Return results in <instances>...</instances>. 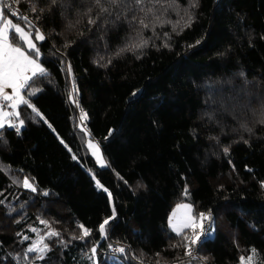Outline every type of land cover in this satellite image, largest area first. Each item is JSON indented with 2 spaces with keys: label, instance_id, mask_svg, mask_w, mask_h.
Masks as SVG:
<instances>
[{
  "label": "trees",
  "instance_id": "trees-1",
  "mask_svg": "<svg viewBox=\"0 0 264 264\" xmlns=\"http://www.w3.org/2000/svg\"><path fill=\"white\" fill-rule=\"evenodd\" d=\"M192 3L3 0V19L43 32L46 74L23 89L43 118L21 104L24 127L0 130V264H241L253 249L264 264V0ZM185 202L213 215L200 258L186 255L192 228L169 225ZM41 220L60 236L36 260Z\"/></svg>",
  "mask_w": 264,
  "mask_h": 264
},
{
  "label": "snow or ice",
  "instance_id": "snow-or-ice-1",
  "mask_svg": "<svg viewBox=\"0 0 264 264\" xmlns=\"http://www.w3.org/2000/svg\"><path fill=\"white\" fill-rule=\"evenodd\" d=\"M113 3H116L117 0H112ZM196 0H193L192 6L195 7ZM3 3V0H0V4ZM53 3H55V0H53ZM97 5H100L101 0H96ZM137 3H143V0H137ZM9 9L11 8V5L7 6ZM102 11H107V9H103ZM4 18V13L2 10H0V19ZM23 19L27 20V17H23ZM95 21L90 20L89 23H94ZM190 22V21H189ZM140 23L143 24V21ZM144 27H148V25L144 24ZM9 29L12 30V38L16 40L23 41L27 48L31 50L32 54H29V52L25 51L22 46L19 44L14 45L12 42H10V34ZM18 34V35H17ZM45 39L44 34L37 28L35 29V40L42 41ZM146 43V42H144ZM139 47H143V44L138 45ZM40 55V49L36 46V43H34L33 39L31 38V33L28 31H25V29L15 23H13L12 20L5 19L4 26L2 29H0V97L4 101H11V107L16 108L18 104H25L29 107L33 108V111L36 113L37 117L43 118L42 114L34 108V106L29 104V101L24 98V96L21 95V89L23 88H29L31 87L30 82L34 80L37 76H44L46 74V69L41 66L40 63H38L37 58ZM70 70V65H69ZM11 88L13 90L14 95H9L5 89ZM73 91H77V89L74 87ZM35 94V93H33ZM73 103H76L74 100ZM7 106V105H5ZM16 116L18 117L20 114L19 112L16 113H8L4 111H0V128H3L5 126V123L8 124L10 127H16L17 131H19V127L12 123L11 120H8V117ZM87 118V113L83 112L81 109V115L80 120L83 121ZM24 124V120H19V126H22ZM90 148L95 149L93 152V155H97V158L101 160V163L103 165L102 158L98 155L99 149L98 146L93 144L91 141H89ZM225 152L228 151L227 148L224 149ZM75 158V157H74ZM23 186L25 188H29L32 191H36V188L33 186V183L29 181L27 177L23 179ZM97 185L99 187H103L102 185H99V181H97ZM262 186H264V182H262ZM107 191V189H104ZM185 196H188V190L187 188L184 189ZM47 195V193H45ZM110 195V194H109ZM180 208H189V205L181 204L177 206V211H179ZM190 210V208H189ZM113 213H115V210L113 209ZM177 212L172 213V217H176ZM114 218V216L112 217ZM111 219V218H109ZM109 219H105L102 224L99 226V231L103 233L106 237V228L105 226L109 224ZM190 220L194 221L195 219H198L199 221L203 222L205 220H208L209 228H208V234L211 233V231H214V225L211 223L212 217L210 214H205L203 212L199 213L197 217L193 218L190 217ZM43 224H47V221H41ZM174 231H176L178 234H181L183 232L184 228H192L193 234L192 236L184 235L183 239L184 241H187L188 243L185 245L186 247V255L192 256V246L196 245L197 242L200 239V233L204 232L203 227H200V232H197L195 228L193 227V223L185 222L182 225H178L177 223L171 224ZM77 227L82 230V235L79 237L73 236L72 239H80L84 240L87 236L91 234V230L86 228L83 224H77ZM33 232L36 231L35 228L32 229ZM49 236L58 237L60 236V233L57 231H51L48 233ZM24 239H28V237H24ZM43 241V237L41 238V242ZM60 243H65L63 240L60 241ZM50 248L47 244H43V246H40L39 244H33L30 246L27 251L29 253H38L34 259L36 260H43L44 254L49 251ZM97 248L94 245L91 248L92 255L89 256V259H93L95 257ZM120 253H124L125 249L123 247H120L118 249ZM256 255L255 249L252 250V256L248 257V264H251L253 257ZM241 264H244V258L241 257Z\"/></svg>",
  "mask_w": 264,
  "mask_h": 264
},
{
  "label": "rangeland",
  "instance_id": "rangeland-1",
  "mask_svg": "<svg viewBox=\"0 0 264 264\" xmlns=\"http://www.w3.org/2000/svg\"><path fill=\"white\" fill-rule=\"evenodd\" d=\"M0 10H2L3 11V7H2V5L0 4ZM124 13H125V16L124 17H122V15H117V19L119 20V22H120V24L121 23H125V24H127V25H129V27H131V25H130V22L131 21H129V19H127V10L126 11H123ZM5 19H9V20H12L13 21V23H15V24H17V25H19V26H21V27H23L24 29H25V31H28L29 33H31V38L33 39V41H34V43H36V46L38 47V45H37V40H35V35H33L32 34V32H34L35 33V30L33 29V30H28L26 27H24L22 24H19V23H16L14 20H13V18L12 17H10V15H8V16H6V18ZM5 19H0V29H2L3 28V26H4V22H5ZM115 20L116 19H114V21H111V22H113V24L114 23H116L115 22ZM123 21V22H122ZM40 30V29H39ZM131 30V34L130 35H132V34H134V31L132 32V28L130 29ZM12 30L11 29H9V34H10V32H11ZM41 31V30H40ZM42 32V31H41ZM43 33V32H42ZM10 42H12L14 45H16V44H18V43H16V42H14V41H12L11 39H10ZM20 45V44H19ZM20 46H22V45H20ZM23 48H24V50L25 51H27V52H29V50L30 49H28L27 48V46H26V44H25V46H22ZM29 54H32L31 53V50H30V52H29ZM37 60H38V63H40L41 64V66L43 67V68H45L44 67V65L42 64V62H41V60H40V55H39V57L37 58ZM46 69V68H45ZM23 89H25V88H23ZM23 89H21L20 91H21V95L23 94ZM8 90H11V92H13V90L11 89V88H7V89H5V91H8ZM13 95H14V93H12ZM25 99H26V97H25ZM11 101H4L3 99H2V97H0V111H4V112H8V113H16V112H19L18 111V107H16V108H12L11 107ZM5 104L7 105V106H5ZM8 120H11V122L12 123H14V124H16L18 127H19V130H21L23 127H24V124L22 125V126H19V120H21L20 118H19V116L18 117H16V116H12V115H10L9 117H8ZM5 126H8V124L7 123H5ZM4 126V127H5ZM3 127V128H4ZM8 127H10V126H8ZM16 128V127H15ZM2 128H0V130H1ZM89 141H91L93 144H95V145H97L98 146V149H99V152H98V155L102 158V161H103V165H102V163H101V160H99L98 158H97V155H93V152L95 151V149H93V148H90L88 145H89ZM86 144H87V147H88V149H89V151L91 152V154L93 155V157L96 159V162H97V164L99 165V166H101V167H105L106 165H107V160H106V158H105V156H104V154H103V150H102V148H101V146H100V143L96 140V139H94V138H92V137H88L87 138V140H86ZM181 204H185V205H189V208H190V215H192V217L193 218H195V217H197L195 214H194V209H193V206L191 205V204H189V203H181ZM181 204H178V205H181ZM177 205V206H178ZM176 206V207H177ZM173 212V211H172ZM209 214V213H208ZM211 215V214H210ZM211 217L213 218V215H211ZM42 221V220H41ZM191 223H193V227L195 228V230L197 229V227H200V226H203L204 227V224H203V222H201V221H199L198 219H195L194 221H192L191 220ZM42 225L41 226H38V228L36 229V231L35 232H33V231H31L30 233H29V237H30V246H32L33 244H39L40 246H43V244H47L48 245V238H51L52 236H49L48 235V233L49 232H51V231H53V229L48 225V224H43V223H41ZM197 232H200V230H197ZM191 234H193V229H192V232H191ZM202 235V233H200V236ZM214 235V233H213V231H211V233L209 234V236H213ZM43 237V241L41 242V238ZM29 246V247H30ZM110 246H119V247H123L124 249H126V246L125 245H109V247L107 248V254H109L110 256H119L118 254H111V249H109L110 248ZM195 253H196V256L194 257V258H200V252H199V247H197L196 248V250H195ZM30 254H34L33 256L31 255V257H35V255L37 256V255H39L38 253H30ZM122 254V253H121ZM120 254V255H121ZM46 255V253L44 254V256ZM244 263L245 264H248V258L247 259H244ZM251 264H253V262H251Z\"/></svg>",
  "mask_w": 264,
  "mask_h": 264
},
{
  "label": "crops",
  "instance_id": "crops-1",
  "mask_svg": "<svg viewBox=\"0 0 264 264\" xmlns=\"http://www.w3.org/2000/svg\"><path fill=\"white\" fill-rule=\"evenodd\" d=\"M9 95H13L11 92V90H8L6 91ZM22 96H24V94H22ZM25 98V96H24ZM6 105V104H5ZM21 104H18L17 107L19 109ZM177 212V215L176 217H172V213L173 212ZM173 212L171 213L170 215V218H169V225L171 227V229L173 230L171 224L174 222V223H177L178 225H182L183 223L185 222H190L191 223V220L189 219L190 217H192V215H190V210L189 208H180L179 211H177V207H175V209L173 210ZM187 228H184L183 231H185ZM174 231V230H173ZM176 232V231H174ZM177 233V232H176Z\"/></svg>",
  "mask_w": 264,
  "mask_h": 264
},
{
  "label": "built area",
  "instance_id": "built-area-1",
  "mask_svg": "<svg viewBox=\"0 0 264 264\" xmlns=\"http://www.w3.org/2000/svg\"><path fill=\"white\" fill-rule=\"evenodd\" d=\"M7 9H8V11H9L12 15L17 16V15L20 14L19 9L16 8V7H13L12 5H11V8H10V9H9L8 7H7ZM209 223H210V222H209L208 220L203 221V224H204V227L202 226L203 229H205V228L209 225ZM200 227H201V226H200ZM200 227H197L196 231H197V230H200ZM201 233H202V235L200 236V239H199V241L197 242V244L194 245V246H192L193 255L190 256V257H195V256H196L195 250H196L197 247H199V244H200L201 239L205 236L204 232H201ZM119 248H120L119 246H110L109 249H111V254H118V255H120L121 253L118 251ZM108 255H109V254H108Z\"/></svg>",
  "mask_w": 264,
  "mask_h": 264
},
{
  "label": "bare ground",
  "instance_id": "bare-ground-1",
  "mask_svg": "<svg viewBox=\"0 0 264 264\" xmlns=\"http://www.w3.org/2000/svg\"><path fill=\"white\" fill-rule=\"evenodd\" d=\"M212 222V221H211ZM208 228H209V225L204 229V234L207 235L208 234ZM190 257V256H189Z\"/></svg>",
  "mask_w": 264,
  "mask_h": 264
},
{
  "label": "water",
  "instance_id": "water-1",
  "mask_svg": "<svg viewBox=\"0 0 264 264\" xmlns=\"http://www.w3.org/2000/svg\"><path fill=\"white\" fill-rule=\"evenodd\" d=\"M10 128H13V127H10Z\"/></svg>",
  "mask_w": 264,
  "mask_h": 264
}]
</instances>
